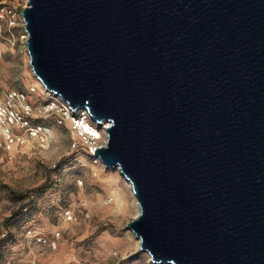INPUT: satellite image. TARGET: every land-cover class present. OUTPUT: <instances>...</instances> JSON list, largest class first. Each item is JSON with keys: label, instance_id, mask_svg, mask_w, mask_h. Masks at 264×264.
<instances>
[{"label": "water", "instance_id": "1", "mask_svg": "<svg viewBox=\"0 0 264 264\" xmlns=\"http://www.w3.org/2000/svg\"><path fill=\"white\" fill-rule=\"evenodd\" d=\"M34 74L109 122L160 264H264V0H27Z\"/></svg>", "mask_w": 264, "mask_h": 264}, {"label": "rangeland", "instance_id": "2", "mask_svg": "<svg viewBox=\"0 0 264 264\" xmlns=\"http://www.w3.org/2000/svg\"><path fill=\"white\" fill-rule=\"evenodd\" d=\"M26 5L27 0H0V87L25 91L35 107L33 121L50 124L53 137L49 147L33 140L9 152L0 129V232L7 231L0 237V263L12 257L15 264H30L35 257L36 264H160L140 248L128 225L139 206L124 175L91 152L90 144L107 142L104 125L103 137L86 142L69 117L46 110L54 97L30 65L22 38ZM25 204L28 210L22 211ZM63 208L75 218L65 221ZM27 226L45 233L57 247L28 246L22 235Z\"/></svg>", "mask_w": 264, "mask_h": 264}, {"label": "built area", "instance_id": "3", "mask_svg": "<svg viewBox=\"0 0 264 264\" xmlns=\"http://www.w3.org/2000/svg\"><path fill=\"white\" fill-rule=\"evenodd\" d=\"M8 15L15 16L16 11L12 8H3ZM27 37L26 33L22 34V38L27 48ZM22 40V41H23ZM47 90V89H46ZM50 91H48L49 94ZM51 96L54 97L52 104L46 109L51 113V111L60 112L62 117H69L72 123V128L77 134L86 142H94L95 140L100 139L101 135V126L103 123H97L93 120L89 111L86 108H78L74 112L70 108V104L64 100L60 95H56L53 92H50ZM63 100L62 104L59 103L58 98ZM58 100V101H57ZM35 107L30 102L28 94L25 91L21 90H3L0 87V129L2 134L5 137L6 148L9 152H12V146H23L28 144L30 141L39 140L42 147H49L51 145V140L53 137V132L51 125L47 123H36L33 121ZM61 121V119H59ZM85 123L89 125L88 128H93L98 131L100 134L91 132L86 128ZM101 145H92L90 144L91 152L95 155L96 149ZM94 147V149H93ZM97 157V156H96ZM33 196V195H32ZM32 198L31 196L28 199ZM28 206L22 208V211H27ZM62 217L65 221H71L75 218L73 211L69 208H63ZM7 231L0 232V237L6 236ZM61 234L58 231L57 235ZM24 239L28 246L32 245H47L57 247L55 241H52L45 233L37 231L31 226L25 227L23 234ZM0 264H15L12 257H6ZM30 264H36V258L33 257L30 261Z\"/></svg>", "mask_w": 264, "mask_h": 264}, {"label": "bare ground", "instance_id": "4", "mask_svg": "<svg viewBox=\"0 0 264 264\" xmlns=\"http://www.w3.org/2000/svg\"><path fill=\"white\" fill-rule=\"evenodd\" d=\"M25 33H26V35H27V31L25 30ZM28 50V49H27ZM39 79V78H38ZM40 80V79H39ZM40 82L42 83V81L40 80ZM42 85L44 86V84L42 83ZM45 87V86H44ZM55 94V93H54ZM103 125H104V129H107V127L110 125V123L109 122H104L103 123ZM85 126H86V128H88L89 127V125L87 124V123H85ZM89 130H91V132H94V133H96V134H100L98 131H96L95 129H93V128H88ZM101 137H103V132H101ZM100 137V138H101ZM107 139H108V135H107ZM93 149H94V147H93ZM125 177V176H124ZM125 180H126V182H127V184L129 185V187H130V189L132 190V192H133V189H132V185H131V183H130V181L128 180V179H126V177H125ZM133 194H134V192H133ZM135 196V195H134ZM136 198V197H135ZM137 200V199H136ZM138 202V201H137ZM138 206H139V204H138ZM134 232V231H133ZM135 233V232H134ZM137 236V235H136ZM138 237V236H137ZM138 239L140 240V238L138 237Z\"/></svg>", "mask_w": 264, "mask_h": 264}]
</instances>
